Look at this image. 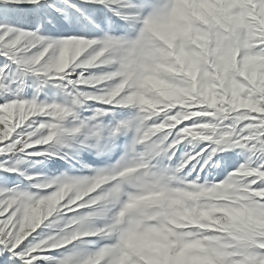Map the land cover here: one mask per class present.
<instances>
[{"label":"snow or ice","instance_id":"obj_1","mask_svg":"<svg viewBox=\"0 0 264 264\" xmlns=\"http://www.w3.org/2000/svg\"><path fill=\"white\" fill-rule=\"evenodd\" d=\"M0 264H264V0H0Z\"/></svg>","mask_w":264,"mask_h":264}]
</instances>
